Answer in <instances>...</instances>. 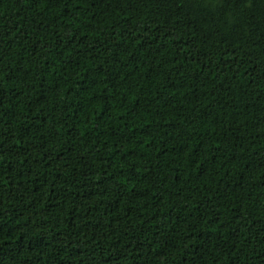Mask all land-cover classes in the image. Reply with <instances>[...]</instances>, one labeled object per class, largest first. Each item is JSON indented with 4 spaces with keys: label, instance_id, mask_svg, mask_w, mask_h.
Wrapping results in <instances>:
<instances>
[{
    "label": "trees",
    "instance_id": "1",
    "mask_svg": "<svg viewBox=\"0 0 264 264\" xmlns=\"http://www.w3.org/2000/svg\"><path fill=\"white\" fill-rule=\"evenodd\" d=\"M0 264H264V0H0Z\"/></svg>",
    "mask_w": 264,
    "mask_h": 264
}]
</instances>
